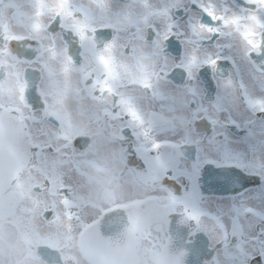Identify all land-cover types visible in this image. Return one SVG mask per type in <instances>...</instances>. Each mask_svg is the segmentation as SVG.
<instances>
[{
  "label": "snow or ice",
  "instance_id": "obj_1",
  "mask_svg": "<svg viewBox=\"0 0 264 264\" xmlns=\"http://www.w3.org/2000/svg\"><path fill=\"white\" fill-rule=\"evenodd\" d=\"M36 2L34 34L14 39L35 40L36 59L51 55L79 74L77 92L115 124L133 172L159 181L189 220L204 217L222 234L224 264H264V0H125L108 7L100 27L81 0ZM54 25L76 38L79 63ZM48 115H21L22 126ZM74 139L29 133L24 151L42 156L62 140L55 151L75 154Z\"/></svg>",
  "mask_w": 264,
  "mask_h": 264
},
{
  "label": "flooded vegetation",
  "instance_id": "obj_2",
  "mask_svg": "<svg viewBox=\"0 0 264 264\" xmlns=\"http://www.w3.org/2000/svg\"><path fill=\"white\" fill-rule=\"evenodd\" d=\"M81 3L100 27L108 7L115 12L125 0ZM37 7L36 0H0V136L6 141L0 158L5 148L17 168L0 185V264H224L222 234L204 217L189 220L159 181L133 172L137 162L125 159L115 124L97 117L77 92L79 74H66L51 55L36 59L35 40L14 39L34 34ZM49 31L62 32L79 63L73 34L56 25ZM127 35L120 33L122 40ZM56 43L63 47L59 38ZM41 109L49 113L45 124L22 126L21 115L39 116ZM53 132L74 136L75 154L55 151L62 140L42 156L36 148L30 156L24 151L29 133L46 142ZM207 207L214 211L215 203Z\"/></svg>",
  "mask_w": 264,
  "mask_h": 264
},
{
  "label": "rangeland",
  "instance_id": "obj_3",
  "mask_svg": "<svg viewBox=\"0 0 264 264\" xmlns=\"http://www.w3.org/2000/svg\"><path fill=\"white\" fill-rule=\"evenodd\" d=\"M3 139H4V137L0 136V144L1 145L6 144V141H4ZM11 149H12V147H11ZM3 150L5 151L3 153V154H5L4 155L5 159L3 158V161H2L1 158H0V185H1L2 182L4 183L7 180L6 179L7 176H12L13 173H14V170L17 169L16 167H14V166H16V163H14V161H11V162L8 161L7 158L9 156L7 155V151L5 150V148H3ZM6 167H8V169Z\"/></svg>",
  "mask_w": 264,
  "mask_h": 264
}]
</instances>
